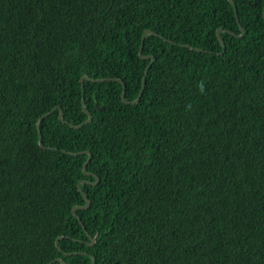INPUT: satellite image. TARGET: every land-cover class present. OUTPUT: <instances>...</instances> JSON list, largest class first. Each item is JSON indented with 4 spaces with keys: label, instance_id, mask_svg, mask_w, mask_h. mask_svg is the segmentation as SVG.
Segmentation results:
<instances>
[{
    "label": "trees",
    "instance_id": "trees-1",
    "mask_svg": "<svg viewBox=\"0 0 264 264\" xmlns=\"http://www.w3.org/2000/svg\"><path fill=\"white\" fill-rule=\"evenodd\" d=\"M232 1L0 0V264H264V0Z\"/></svg>",
    "mask_w": 264,
    "mask_h": 264
},
{
    "label": "water",
    "instance_id": "water-1",
    "mask_svg": "<svg viewBox=\"0 0 264 264\" xmlns=\"http://www.w3.org/2000/svg\"><path fill=\"white\" fill-rule=\"evenodd\" d=\"M228 1L233 5V8H234V10H235V15L237 16L236 7H235L233 1H232V0H228ZM262 15H263V17H264V9H263ZM239 29H240L241 33H240L239 35H237V36H238V37H241V36H243V34H244V29H243V27H242L240 24H239ZM221 30H222L221 28H218V29H217V32H216V34H217V38L219 39L220 44L222 45V51L219 52V54H221V53L224 51V49H225V44L223 43V41H222L221 38H220V31H221ZM151 33L156 34V33L153 32L151 29H145V30H144V32H143V34H142V37H141V44H140L139 51H138V56H139V58H141V59H150L149 63L146 65V67H145V69H144V74L147 72L148 68L151 66V64H152L153 61H154V56H152V55H145V56L142 55V47H143L144 38H145V36H146L147 34H151ZM84 79H88V78H86L85 76H82V77L80 78V81H81V88H82V98H81V104H82V106H83V102H84V84H83V80H84ZM107 79H111V78H102V79H100V80H107ZM113 79L116 80V81H119V82L121 83V85H122L121 100H122V101H125V100H124V97H125V84H124V82H123L121 79H119V78H113ZM91 80H92V81H96L97 79H91ZM144 84H145V78H144V76H143V77H142V80H141V89H140V91H139L137 97H136L134 100H132L131 103H135V102H137V101L140 99L141 93H142V91H143ZM125 102H126V101H125ZM102 108H103V107H100L99 109L101 110ZM54 109H55V107H53L49 112H46V113H44L43 115H41V116L39 117V119L37 120L36 126H37V131H38V134H39L38 142H39V145H40L41 148H50V147H47V146H45V145L42 143V140H41V134H40V128H39V122H40L44 117L48 116L51 112H53ZM84 111H85V113L87 114L88 118H87L85 121H83L82 123H79V124H76V125L72 124L71 122H69V121H67V120H64L62 110H59L58 118L60 119V121L69 124L72 128H79V127H81L84 123H89V122H91V120H92V113L89 112L88 110H85V109H84ZM83 152H85V151L79 152V154H82ZM86 152H87V154H88V157H87V159L85 160V162L83 163L82 169H83V171H84L86 174H88V173L85 171V166H86L87 162H88V161L90 160V158H91V153H90L89 151H86ZM97 180H98V178H97ZM79 183H80V182H79ZM79 183H78V185H79ZM95 183H96V182H95ZM85 200H86V203H85L83 206H74V207L72 208V212L74 213V210H75L77 207L86 208V207L89 205V200H88L86 197H85ZM88 237H89V239L91 240V243H93V242H94V239L91 237V235H88ZM54 260H55V261H58V262H61V263H63V264H65V262L62 261V259H60L59 257L55 258ZM50 263H51V262H49L48 264H50ZM92 264H94V256H92Z\"/></svg>",
    "mask_w": 264,
    "mask_h": 264
},
{
    "label": "clouds",
    "instance_id": "clouds-1",
    "mask_svg": "<svg viewBox=\"0 0 264 264\" xmlns=\"http://www.w3.org/2000/svg\"><path fill=\"white\" fill-rule=\"evenodd\" d=\"M201 90H203V86L201 85Z\"/></svg>",
    "mask_w": 264,
    "mask_h": 264
}]
</instances>
